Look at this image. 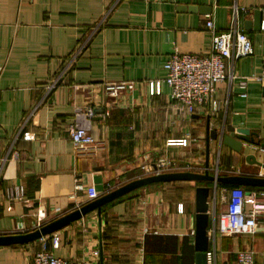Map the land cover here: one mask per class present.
<instances>
[{"label":"crops","instance_id":"crops-1","mask_svg":"<svg viewBox=\"0 0 264 264\" xmlns=\"http://www.w3.org/2000/svg\"><path fill=\"white\" fill-rule=\"evenodd\" d=\"M259 13L264 20V0H0V235L35 230L39 214L44 225L84 206L88 187L102 196L143 178V162L160 157L173 159L176 172L203 174L206 164L218 176L264 172L246 161L255 154L264 163L261 147L245 143L237 153L206 128L210 118L212 130L231 135L244 128L264 142V31L252 25ZM235 14L255 53L238 61L234 79L217 85L218 115L186 114L171 99L165 65L176 50L208 55V19L226 32ZM157 81L162 92L151 95ZM123 82L134 88L116 98L105 93L106 83ZM87 105L97 114L89 130L98 146L79 154L69 128ZM26 132L35 139L24 140ZM188 135V147L169 146ZM19 186L24 199H9ZM199 186L213 185L141 188L44 241L57 257L97 264H197ZM54 235L58 249L51 246ZM42 242L0 247V264H30ZM243 250L264 264V223L254 235L210 233L213 264H238Z\"/></svg>","mask_w":264,"mask_h":264},{"label":"built area","instance_id":"built-area-1","mask_svg":"<svg viewBox=\"0 0 264 264\" xmlns=\"http://www.w3.org/2000/svg\"><path fill=\"white\" fill-rule=\"evenodd\" d=\"M206 26L212 36L208 55L182 54L176 50L165 65L167 75L164 81L171 88V99L183 112L189 115L199 110H205L213 116L218 115L221 112L222 103L216 97L217 85L234 79L238 61L253 56L255 53L252 40L239 26L237 14L233 17L230 29L226 32H219L212 18L208 19ZM262 30L264 31V20ZM260 81L264 85V70ZM56 84L57 82L51 83L48 89L52 90ZM150 85L151 95L161 94V81L152 82ZM133 88V82L106 83L104 90L110 97L116 98L120 91ZM96 116L95 109L91 105H87L84 110L78 111L77 121L69 128L70 140L79 154L98 146V141L89 130V125ZM83 120H86L85 124H83ZM35 137V134L31 132L23 134V139L26 141L34 140ZM190 144L189 135L184 139L169 142V146L188 147ZM261 150L264 152V148ZM177 169L173 159L166 156L158 158L153 163L144 161L141 166L142 177L176 172ZM216 174L218 175V172ZM258 176L264 177V172H260ZM77 188L81 189L82 185L77 184ZM24 193V187H16L14 191L10 192L9 199L23 200ZM87 193L89 202L101 197L93 186L87 188ZM209 202L211 216L209 231L213 235L218 233L227 236L254 235L258 232L260 223H264V191L248 193L244 188L236 187L229 191L219 192L217 187ZM219 203L225 205L220 213H218ZM179 210L183 211L182 205ZM39 215L37 228L43 225L41 224L42 217H45L42 214ZM41 241H43L42 247L34 255L30 264H97L95 260H71L57 257L52 253L44 238ZM51 246L53 249L60 247L59 236H53ZM99 255V250L93 252L95 258H98ZM214 259V253L209 251L208 264H213ZM254 263L255 253L253 250L239 252L238 264Z\"/></svg>","mask_w":264,"mask_h":264},{"label":"water","instance_id":"water-1","mask_svg":"<svg viewBox=\"0 0 264 264\" xmlns=\"http://www.w3.org/2000/svg\"><path fill=\"white\" fill-rule=\"evenodd\" d=\"M263 24V15L259 13L252 23L253 29L261 30ZM251 28V22L246 23V29ZM207 132L212 139L219 142L221 146H226L237 153H243L246 144L264 148V142L255 140L257 134L248 129L240 128L234 134L225 135L223 132L211 129V119L207 122ZM209 141V140H208ZM246 161L251 165H257L264 169V163L260 162L255 154L246 157ZM205 173L196 172H171L157 174L153 176L143 177L129 182L101 197L77 208L51 222L42 225L30 232L10 235H0V247L25 245L39 241L55 232L69 226L70 224L82 219L86 215L98 211L102 213V208L132 192L145 188L155 183H173V182H195L199 184H211V186H199L196 189V233L195 246L197 250V264H208V252L210 244L209 227L211 224L210 216V197L219 184L235 185L242 187L264 188V177L250 175H232L218 176L211 175L209 172V164Z\"/></svg>","mask_w":264,"mask_h":264},{"label":"trees","instance_id":"trees-1","mask_svg":"<svg viewBox=\"0 0 264 264\" xmlns=\"http://www.w3.org/2000/svg\"><path fill=\"white\" fill-rule=\"evenodd\" d=\"M156 184H165V183H155V184H152V185H156ZM150 185V186H152ZM228 188L229 190H232L233 188H236V187H242V186H235V185H227V184H219L218 188ZM244 188L246 191L248 192H261V191H264V188H255V187H242ZM126 196H124L123 198H125ZM121 199V198H120ZM119 200V199H118ZM117 201V200H116ZM115 202V201H114ZM113 203V202H112ZM111 204V203H110ZM109 205V204H108ZM108 205H105L103 208H102V211L108 206Z\"/></svg>","mask_w":264,"mask_h":264},{"label":"rangeland","instance_id":"rangeland-1","mask_svg":"<svg viewBox=\"0 0 264 264\" xmlns=\"http://www.w3.org/2000/svg\"><path fill=\"white\" fill-rule=\"evenodd\" d=\"M219 192H220V191H219ZM224 195H225V197H226V194H225V193H224ZM219 196H220V194H219ZM220 207H222V208L224 209V208H225V205L219 203L218 208H220ZM222 211H223V210H222ZM40 249H41V248H40ZM38 251H40V250H37L36 253H37Z\"/></svg>","mask_w":264,"mask_h":264}]
</instances>
